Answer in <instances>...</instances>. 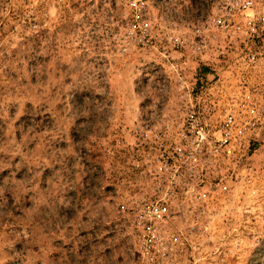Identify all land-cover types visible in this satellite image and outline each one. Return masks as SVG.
<instances>
[{"label":"rangeland","instance_id":"374dc122","mask_svg":"<svg viewBox=\"0 0 264 264\" xmlns=\"http://www.w3.org/2000/svg\"><path fill=\"white\" fill-rule=\"evenodd\" d=\"M128 2L0 0V264H149L133 217L147 190L139 133L179 111L163 35L197 26L212 34L203 98L244 101L256 127L230 193L164 225L160 263L264 264V26L226 34L210 25L220 0H148L144 47L125 38ZM253 10L264 17V0Z\"/></svg>","mask_w":264,"mask_h":264},{"label":"built area","instance_id":"2783aa9c","mask_svg":"<svg viewBox=\"0 0 264 264\" xmlns=\"http://www.w3.org/2000/svg\"><path fill=\"white\" fill-rule=\"evenodd\" d=\"M254 4L255 0H220L210 25L226 34L255 35L264 26V17L259 14L255 18ZM128 5L131 20L126 40L153 46L151 25L143 18L148 0H129ZM235 17H241L243 24ZM211 38L209 28L202 26L194 27L191 36L164 34L162 38L170 49L161 47L160 56L175 77L180 98L171 125H157L139 133V167L147 179V190L133 217L142 257L149 264H161L166 250L161 233L164 225L178 215L179 208L230 193L245 173L250 132L255 130L256 122L236 110L244 101L227 98L219 110L215 99L203 98L202 79L196 69L212 46ZM243 55L244 62L253 65L261 53L247 51Z\"/></svg>","mask_w":264,"mask_h":264}]
</instances>
